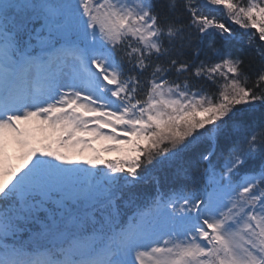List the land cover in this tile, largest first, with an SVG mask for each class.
I'll use <instances>...</instances> for the list:
<instances>
[{
	"label": "snow or ice",
	"instance_id": "obj_1",
	"mask_svg": "<svg viewBox=\"0 0 264 264\" xmlns=\"http://www.w3.org/2000/svg\"><path fill=\"white\" fill-rule=\"evenodd\" d=\"M258 42L264 0H0V264H264Z\"/></svg>",
	"mask_w": 264,
	"mask_h": 264
},
{
	"label": "trees",
	"instance_id": "obj_2",
	"mask_svg": "<svg viewBox=\"0 0 264 264\" xmlns=\"http://www.w3.org/2000/svg\"><path fill=\"white\" fill-rule=\"evenodd\" d=\"M203 10V9H202ZM212 15L216 16V18L218 20H220L221 22L225 23L226 25H229L226 23V21L224 20V18L222 17V12H212L211 13ZM230 26V25H229ZM234 31L237 33L238 37H240L241 41H245L247 40V36H244L242 35L245 31L244 30H241L237 27H234V26H231ZM251 32H255V30H249ZM258 35V33H257ZM258 43H264V42H258ZM140 174H141V177L144 179V180H147L149 181V183H142V187H145V188H150L151 187V175H155L157 174L156 170H153V171H149V170H145V169H141L140 170Z\"/></svg>",
	"mask_w": 264,
	"mask_h": 264
},
{
	"label": "rangeland",
	"instance_id": "obj_3",
	"mask_svg": "<svg viewBox=\"0 0 264 264\" xmlns=\"http://www.w3.org/2000/svg\"><path fill=\"white\" fill-rule=\"evenodd\" d=\"M200 2L203 3V0H200ZM214 12H221V11L217 10V11H214ZM222 17L224 18L226 23L229 24L230 26H234V27H237V28L241 29L239 27V25L233 24L232 21L227 18L226 14L224 12H222ZM241 30L249 31V30H245V29H241ZM251 30H255V29H251ZM105 131H108V130L106 129ZM96 146L100 147V144H97ZM103 156H104L105 159H116V158H119L121 156V154L118 153V152H111V153H103ZM13 163H17V161H13ZM85 167H87V166L85 165ZM101 167H103V166H101ZM147 170L153 171L155 169L150 166V168L147 169Z\"/></svg>",
	"mask_w": 264,
	"mask_h": 264
}]
</instances>
